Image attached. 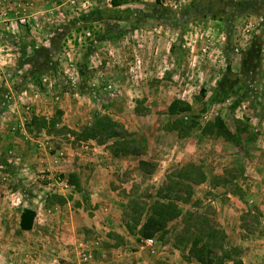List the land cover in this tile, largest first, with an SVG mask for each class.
Returning <instances> with one entry per match:
<instances>
[{
  "label": "rangeland",
  "instance_id": "1",
  "mask_svg": "<svg viewBox=\"0 0 264 264\" xmlns=\"http://www.w3.org/2000/svg\"><path fill=\"white\" fill-rule=\"evenodd\" d=\"M12 1L8 15V0H0V88L23 95L14 96L19 103L18 114L9 110L12 102L9 93L2 97L0 190L9 189L14 182L13 179L10 182L9 175H14L15 168H9L7 156H65L64 148L68 146L87 152L88 140L109 146L115 141H129L132 152L152 153L156 146L153 137L169 129L174 118L184 122L177 128L179 135L189 130V123L194 122L198 128L214 117L226 123L228 130H243L244 136L249 125L264 124V0H160V4H154L153 0H116L118 3L114 5L112 0ZM212 58L220 60L223 70L213 86L206 85L211 86L207 94L201 83L206 74H212L207 71ZM160 75H169L170 83L160 82ZM171 76L176 80L172 81ZM217 86V91L227 92L220 100L215 99ZM173 100L186 103L189 109L170 112L168 105ZM234 100L238 106L235 119L231 112L222 110ZM102 115L117 125L110 127L115 134L106 138L88 137V129ZM11 118H16V124ZM149 124L154 126L150 132ZM11 131L13 136L21 137L12 150L11 146L5 147L8 136L12 137ZM201 142L203 149L206 139ZM217 148L222 156H234L231 162H236L237 156H245L241 146L233 150L220 144ZM255 154L264 156L262 152ZM144 162L145 173H153L154 161ZM41 163L38 161L28 173L19 170L18 178L14 177L19 182V193L12 208L0 209V264H27L30 259L36 264H72L49 251L45 240L51 241L53 228L41 225L43 221H39L36 231H14V213L20 209L13 207L21 200L37 207L43 203V187L49 194L59 195L55 182L58 174L49 175L40 168ZM178 164L170 166L161 184L157 183V188L182 189L179 193L168 191L169 194L166 189L160 191L179 210L180 222L168 223L167 231L179 228L181 235L176 242L179 245L190 243L187 235L198 236L208 243L213 254L209 264H236L239 252H233L236 249L233 242L220 241L228 226L223 228L211 221L208 208L203 215L199 195L192 189L194 184L189 185L187 200L176 199L175 194L183 196L187 189L183 177L175 178L181 167ZM226 166L220 169L238 171V164ZM131 171L121 168L116 179L130 178ZM139 180L143 182L133 181L140 186L137 185L138 198L132 205L160 200L154 197L146 174ZM34 194L37 197L30 199ZM0 195L4 196V192L0 191ZM41 210L42 206L38 209L39 220ZM142 210L143 207H138L137 212ZM242 216L248 218V224L256 217L247 212ZM244 229L260 231L257 226ZM209 231L212 238L205 234ZM97 234V238L105 236ZM157 234L150 238L154 241L162 238ZM112 240L122 246L127 244L119 257L118 253L114 256L109 252L82 260L78 255L79 264H162L155 258H168L162 251L147 252L146 256L135 252V245L143 241L141 237L126 242L115 237ZM219 250L227 255L217 256ZM10 253L14 256H9ZM179 256L175 259L179 264L187 259ZM246 259L248 264H264V259Z\"/></svg>",
  "mask_w": 264,
  "mask_h": 264
},
{
  "label": "crops",
  "instance_id": "2",
  "mask_svg": "<svg viewBox=\"0 0 264 264\" xmlns=\"http://www.w3.org/2000/svg\"><path fill=\"white\" fill-rule=\"evenodd\" d=\"M12 3V0H8V15L11 14ZM8 19L10 20V18ZM209 61L207 71L212 72V74L210 73V75H207L206 69L203 70L202 75L205 76L206 74V76L204 82L201 83V88H204L207 94L210 93V87L213 86L215 81L220 79V73L223 70V66L219 65L220 60L216 61L212 58ZM168 76L169 75H164L162 77V75H160L158 77L160 82L166 83L170 80ZM174 79L175 78H172V81H174ZM218 87L219 86L216 87V95L218 94ZM5 93H9L8 95L12 97L9 110L18 114L19 103L14 100V96L22 97L23 94H21V92L18 94H13L12 91L5 92V90L0 88V106L3 105L2 97ZM25 99H27V95H25ZM26 104H28V102H26ZM236 108H238V106L235 105V107L230 110L229 106L226 105L222 110L226 109L228 112H231L235 119L238 117L237 114L234 115ZM0 110H2V107H0ZM1 113L2 111L0 112V128L2 126ZM11 119L13 123L16 124V118ZM18 125H21V123H18ZM262 125L261 127L249 125L246 133L252 137L246 141L243 140L245 137L244 134H239L240 144L232 143L223 139L221 136L200 134L199 130H191L187 134L179 135L176 129H166L162 131V134L158 133V137L156 135L153 137L156 141L152 142H154L156 146L152 149V153L126 151L114 154L110 146L106 143L95 144L91 140H88L89 146L87 152H82L76 147L70 148L67 145L68 147L64 148L65 156H7L6 161H9V168H15V172H13L15 176L9 175L10 182L11 179L14 180L9 189L5 191L0 190L4 192V196L0 195V209L4 207L12 208L13 199L16 197L17 193H19V182L16 180L19 170L28 173L34 170L37 166L35 164H37L38 161H42L43 164L41 163V165H39L41 169L44 168L48 171L49 175L58 174V178L55 181L57 184L56 188L58 194L63 197L64 201L61 203L51 202L47 204L46 196L49 192L46 187H43L41 190L44 196L41 201V203H43L39 204L37 207L33 204L27 205L24 203L25 199L23 198L25 197L24 194H21L23 200L20 201L19 205L13 207V209L29 207L35 211V217L32 227L29 230L20 232L26 233L32 232L33 230L36 231L39 227V221H41V223L43 221L41 225L48 229L53 228L50 233L51 241L45 240L46 243L48 242L49 244V251L55 253V256H62L61 258H63L64 261L72 264H79L77 249L79 243H82L83 248H92L91 250L94 256L113 252L114 256L118 253L117 257H119L120 251L126 247L127 244L123 246L116 244L112 238H119L123 242H126V239L134 241L138 236L136 230L144 221L147 206L150 205V202L145 203L138 200L141 202L139 204L143 207V211L138 217L136 227H129L131 226L130 220L126 215L130 214L133 200L138 198L137 185L140 186V183L136 182L138 183L136 185L133 184V181H137L138 179L139 182H143V180H139V178L146 174V177H149L147 182L150 183V186H153V195L156 198V192L159 188H157V183L161 184L170 166L174 163H179L178 166L193 163L199 165L205 176L203 181L192 186L193 192L199 195L198 197L201 200L203 215L205 209L208 208L211 221H215L223 228L228 226V231L224 230L225 234L220 237V241L225 240L228 242L227 239H229V243L233 242V247L239 250V264H248L246 258H258V260H263L264 156L255 154L260 152L264 154V129H262L264 124ZM11 127L13 128L12 125ZM149 127V132L154 129L153 124H149ZM256 129H258L259 132H257ZM230 131L233 130L230 129ZM11 134L12 137L8 136V139L5 141V147L11 146L12 150L14 146L19 143L21 137L19 135L13 136L12 131ZM204 139H206V142L203 144L204 148L202 149L201 141ZM220 144H223L225 147H231L233 150L242 145V154H245V156H237L236 162H231L234 156H222L217 148ZM196 150L199 151L198 154L194 153ZM146 158L150 161H154L155 171H153V173H145L140 167L139 162L146 161ZM17 161H21L23 164H14L17 163ZM181 161L183 162L181 163ZM227 164H238V171L232 168L220 169ZM218 166L219 168H217ZM120 167L123 168V171L131 169V177L117 180V175H120ZM71 177L72 179L74 177L77 181L78 185L76 186L78 187H75V184L71 182ZM32 193H34V191H32ZM31 196L30 199L32 200L37 197L36 195ZM40 206H42L40 212L42 218L39 220L37 219V215ZM243 212L255 214L256 217L255 219L251 218L248 224V218L242 216ZM13 218L15 231L18 230L17 212L14 213ZM176 220L179 221V216L171 219L168 223L171 224ZM168 223L165 227L162 239H155V244L152 247H147L143 243H138V246L135 245V252L137 251L141 255L146 256L147 252L158 253L162 251V254L167 255L168 258L166 260H163V258L155 259L160 260V262L162 261V264H179L175 259L180 257L179 254L181 257L187 255L190 243L188 245L177 244L176 238L179 233V228L171 229L172 231L169 232L167 231L169 227ZM211 223L212 222L209 221V224ZM246 226H257V230L260 229V231L244 229ZM229 228L232 229L230 230ZM97 233H99V235L104 233L105 236L103 238L101 236L97 238ZM166 241L168 243H165ZM244 241H248L249 243L243 245L242 242ZM166 249H168L170 253H168ZM216 255H221L220 250ZM9 256L13 257L14 255L10 253ZM29 262L30 263L27 264H36L32 259H30ZM40 264H42V262ZM180 264L199 263L190 259H185L182 260V262L180 261Z\"/></svg>",
  "mask_w": 264,
  "mask_h": 264
},
{
  "label": "trees",
  "instance_id": "3",
  "mask_svg": "<svg viewBox=\"0 0 264 264\" xmlns=\"http://www.w3.org/2000/svg\"><path fill=\"white\" fill-rule=\"evenodd\" d=\"M154 4H160V0H153ZM112 5L117 4L118 2L116 0H112L111 1ZM221 90V89H220ZM218 94L216 95L215 99L220 100L221 98H223L225 95H227L226 91H217ZM236 100H234L230 105H229V109L232 110L235 105H236ZM178 104H182L181 107H179L180 105ZM170 112L175 113V111H182V110H188L189 106L184 103V102H179V100H173L171 101V103L168 105ZM237 123V122H235ZM115 123H113V121H111L109 118H107L106 116L102 115L101 117L97 118L94 122H93V126L90 127L89 130V135L88 137H92L91 135H97L98 137H110L113 134H115V131L111 130L110 127L112 125H114ZM184 124L183 120L181 118H174L171 121V127H169V129H176L181 125ZM115 126H117L115 124ZM188 127V131L185 133H189L191 130H199L200 134H213L215 136H221L223 139L228 140L232 143L235 144H240V137L239 134H243L242 131L235 128L233 131H230L226 128V126L224 125L223 121L218 118V117H214L213 119H211L210 121L206 122L205 125H203L202 127H198L196 128V124H194V122L189 123ZM180 129V128H178ZM245 135L247 134L246 132H244ZM248 136V137H247ZM247 136L244 137L243 140H249L251 139L252 136H250L249 134H247ZM94 137V136H93ZM129 141H115L112 142V145L110 146L111 150L113 151L114 154H117L119 152H126V151H131L129 150ZM241 148H243V146L241 145ZM132 152V151H131ZM137 153V152H135ZM140 167L143 168L145 162L140 161L139 162ZM179 172H176V177L175 178H182L185 180V186H186V191L184 192L185 194L183 196H180V194H175V196L177 195L176 199L179 200H187L188 196H189V185L192 184H196L198 182H201L205 179V176L203 175V172L201 171L199 165L193 164V163H187L183 166H181L178 170ZM172 178V177H171ZM72 179V177H71ZM175 181V186H176V182ZM71 182H73L75 184V187H78L76 185H78L77 181L74 179L71 180ZM178 183V182H177ZM163 189L170 191L172 193V191L174 193H179L182 191L181 188L175 187L174 188H168L166 186V188L162 187L159 188L156 192L157 198H159L160 200H154L150 205L147 206L146 209V216L144 221L140 224V226L137 228L136 232H137V237L138 238H148V237H152L153 235L157 234L158 237L163 238L164 232H165V227L167 225V223L177 217L179 215V210L177 208V206H175L174 202H172L170 199H168V195L167 194H161L160 191H162ZM189 189V190H188ZM169 192V193H170ZM168 193V194H169ZM165 199V201L162 202V200ZM63 197L60 195H52V194H48L46 196V202L47 204L51 203V202H63ZM134 206V204L132 205ZM138 207H142V206H138L135 205L134 207L130 208V215H129V220H130V225L129 227H133L135 228L137 225V221H138V217L141 214V212H137ZM143 211V210H142ZM35 217V211L29 207H22L19 212H18V230L17 231H26L29 230L32 227L33 224V220ZM213 231V230H212ZM187 232V231H186ZM207 236H212V233L206 232L205 233ZM205 234H203L202 236H205ZM181 235V231L178 233L177 236L180 237ZM201 236V237H202ZM179 237H177L176 239H178ZM159 238V239H162ZM212 238V237H210ZM187 241H190V245L187 251V255L185 257H187V259L193 260L199 264H209L211 261V256H213V254L211 255V251L209 248V244L205 243V241H203L200 237H192L190 238V236L187 235ZM202 241H200V240ZM200 241V242H198ZM202 242V243H201ZM234 253L239 252L238 249H234L233 251ZM227 254H221L220 257H224ZM240 261H236V264H239ZM69 264V263H66Z\"/></svg>",
  "mask_w": 264,
  "mask_h": 264
},
{
  "label": "built area",
  "instance_id": "4",
  "mask_svg": "<svg viewBox=\"0 0 264 264\" xmlns=\"http://www.w3.org/2000/svg\"><path fill=\"white\" fill-rule=\"evenodd\" d=\"M142 243L147 247H152L155 244V241L149 237V238H144ZM77 247H78V255L80 256V259L85 260L91 257L92 252L90 248H83L82 243H79Z\"/></svg>",
  "mask_w": 264,
  "mask_h": 264
}]
</instances>
